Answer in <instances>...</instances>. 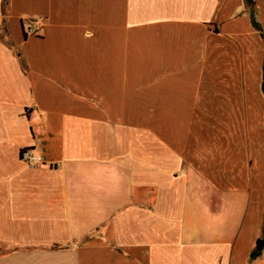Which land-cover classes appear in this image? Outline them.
<instances>
[{
	"label": "crops",
	"instance_id": "0c3cea01",
	"mask_svg": "<svg viewBox=\"0 0 264 264\" xmlns=\"http://www.w3.org/2000/svg\"><path fill=\"white\" fill-rule=\"evenodd\" d=\"M263 66L264 0H0V264H264Z\"/></svg>",
	"mask_w": 264,
	"mask_h": 264
},
{
	"label": "built area",
	"instance_id": "2783aa9c",
	"mask_svg": "<svg viewBox=\"0 0 264 264\" xmlns=\"http://www.w3.org/2000/svg\"><path fill=\"white\" fill-rule=\"evenodd\" d=\"M35 23L36 22H33V20L30 18L22 21L23 32L26 36L36 34L38 28L36 27ZM20 158L30 168L39 167L47 163L41 147L36 145L23 149L21 151Z\"/></svg>",
	"mask_w": 264,
	"mask_h": 264
},
{
	"label": "trees",
	"instance_id": "16d2710c",
	"mask_svg": "<svg viewBox=\"0 0 264 264\" xmlns=\"http://www.w3.org/2000/svg\"><path fill=\"white\" fill-rule=\"evenodd\" d=\"M248 1V0H247ZM255 27H258L256 24H254ZM24 37H26V35L23 32ZM263 74H264V66H263ZM263 88H264V79H263ZM264 246V239H258L257 240V245H256V249L254 251L255 256H257L259 254V252L261 251L262 247Z\"/></svg>",
	"mask_w": 264,
	"mask_h": 264
}]
</instances>
